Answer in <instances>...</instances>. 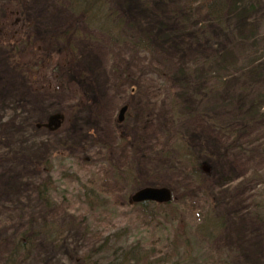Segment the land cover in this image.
I'll return each mask as SVG.
<instances>
[{"label":"rangeland","instance_id":"obj_1","mask_svg":"<svg viewBox=\"0 0 264 264\" xmlns=\"http://www.w3.org/2000/svg\"><path fill=\"white\" fill-rule=\"evenodd\" d=\"M237 2L241 9L226 30H219L218 41L227 46V54L212 68L226 78L225 83L211 91L210 81L203 85L205 75L198 69L196 82L202 86H194L192 93L184 87L192 108L185 104L186 116L177 119L168 110L176 94L177 60L189 67L218 45L211 48L200 41L193 48L181 40L178 45V40L169 50L173 60L163 59L157 49L152 54L135 52L87 33L74 41L76 54L69 64H60L62 52L45 39L75 21L61 0H0V23L5 28L0 38L12 29L21 35L30 32L38 48H29L30 57L34 53L47 60L44 72L28 76L12 64L8 43L0 41V264L19 233L43 224L47 236L37 238L25 264H83L87 256L104 262L110 249L97 250L105 241L108 246L150 244V237L173 238L176 229L180 238L175 249L169 242L158 243L164 244L159 250L168 251L167 264H264L263 233L251 216L252 200L264 186V125L245 124L254 111L264 109V0ZM166 4V0H132L130 14L136 18L126 16L169 41L177 36L170 33L184 29L168 16ZM55 66L58 73L53 75ZM243 85L249 90L241 94ZM199 106L200 114H194L191 110ZM204 112L238 127L239 133L227 140L208 131L200 117ZM176 132L189 136L208 168L201 188L179 190L187 184L186 177L168 167L160 169L170 162L168 141ZM132 164L136 184L157 182V187L169 188L181 223L171 225L168 217L149 224L148 216L124 197L129 192L126 196L131 199L140 188L118 193L109 186L114 177L124 179ZM46 178L53 183L47 208L35 192L36 184ZM102 181L105 191L99 187ZM203 200L222 223L211 240L195 231L199 222L195 207H201ZM48 228L61 231L60 237L51 240Z\"/></svg>","mask_w":264,"mask_h":264},{"label":"trees","instance_id":"obj_2","mask_svg":"<svg viewBox=\"0 0 264 264\" xmlns=\"http://www.w3.org/2000/svg\"><path fill=\"white\" fill-rule=\"evenodd\" d=\"M61 2L64 8L74 16L75 21L72 25L51 34L45 39V41L49 42L48 44L55 46L62 52V56L58 59V61H61L60 64L63 62L69 64L72 56L76 54L74 41L80 37L85 38L87 33L90 34V38L105 39L112 45L117 47H130V49L135 52L152 54L157 52V49L160 51L161 57L163 56L165 58L171 56L169 50L173 48L172 46L176 44L178 40V45H180L181 40L182 42H186V44H193V48L200 45V41H203L206 46H211V48H213L214 45H218L216 50H212L209 54H202L201 58L194 60L189 67H187V63L184 64L180 59L177 60L178 72L175 74L177 84L176 86L173 84V91H176V94L174 95L175 92H173L174 96L173 98L171 97L168 109L170 114L174 112L172 115L177 119L186 116L187 113H184L186 110L183 109L185 104L192 108L191 103L193 102H191V95L184 90V87H187V91L190 90V93H192L194 91V86H199L200 88L202 86L197 83L199 77H197L196 71L198 69L200 70L199 72H203V75H205V77L202 78L204 80H201L203 85L205 82L210 81L212 85V88H210L211 91L220 90L225 83L224 81L226 78L214 72L212 68H214L219 61L218 58L221 55L225 56L227 54V46L218 41V37H222L219 30H226V26L229 24L234 13L241 9L240 6H237V0H166L167 4L163 7L170 12L171 15L168 16L172 20L176 19L175 23L178 27L184 29L183 31L179 30L178 34L170 33V37L174 35L177 36L170 38L169 41H165V38H161L156 32L144 31L143 29L147 27L145 23L140 25V22L138 20L134 21V19L131 21L132 23L130 22L126 15L131 18H136L130 14L133 9L131 5L132 0H61ZM135 25L138 26V28H136ZM30 26L29 24L28 27ZM4 30V25L0 23V35ZM11 31L12 32H8L6 38H0V41L6 44L8 43L9 57L11 58L12 64L18 70L27 71L28 76L36 77L40 75L45 71L44 65H47V60H44V62L41 61L42 59L39 58V55L35 56L34 53L33 57H30L29 48L38 49L33 43L31 33L29 32L21 35L18 31L13 29ZM45 41L40 43L44 47L47 46ZM205 45L202 44L201 48L206 47ZM198 48H200V46ZM180 49L179 47V50ZM179 54L180 52L178 55ZM172 59L174 60V57H172ZM51 70L53 75H56L58 73V66L51 68ZM194 73L196 74L195 76ZM164 74L166 75L167 73L164 72ZM248 90L249 88L243 85L240 86L239 91L243 94ZM44 91H47V87ZM183 92H186V94H181ZM241 94H237L236 98L238 100L242 99ZM200 107L201 106L195 107L191 111H194V114H200ZM181 110L182 112H180ZM203 114L205 116H202ZM252 115L254 116L246 119L247 122L245 124L248 128L264 125V109H258L254 111ZM200 117L205 118L206 123H204L208 131L212 130L214 134H218L227 140L240 131L238 127L231 126L229 123L222 122L213 116H208L206 112L201 113ZM168 143L170 153H167L171 156L170 162L166 166H160V169L163 170L168 167L171 171L178 172L186 177L184 181L186 180L187 184H183L185 187L179 188V190L186 187H203L204 177L209 171L199 159L200 156L195 152L189 136L185 133L176 132L172 135ZM225 149H228V146H225L224 150ZM263 151L264 148L262 149V153ZM223 157L228 158L226 154H224ZM132 166L133 164L126 168L125 171L127 172L124 179L122 177H119V179L118 177L110 179L109 186L112 185L113 189L118 191V193L124 192L127 189L134 190L147 185L157 187V182L136 184L135 180L137 179V173H134L135 168ZM146 173H150V170ZM153 173L155 175L157 172H152L151 174ZM52 185L51 179L46 178L35 186L36 197L42 202L45 208L52 203L49 194ZM99 187L102 191H105L107 184L102 181ZM91 190L95 192L96 189L93 188ZM128 193L129 192H127V194ZM126 195L124 196L126 202L133 207H139L140 211L142 210L144 215L148 216L150 220L149 224L154 221L158 223L160 219L168 217L172 219L170 222L171 225H174L175 222L181 223L182 219L178 215V207L173 204L174 198L165 204L153 202L133 203L129 195ZM203 201L204 203L201 207H195L199 220L196 224L195 231L200 234L202 238L211 240L220 231L222 223L216 220L217 217L214 215L217 214L214 212L211 205H206L205 200ZM100 202L102 201L100 200ZM100 202H98V206ZM252 202V209L254 210L251 214L252 220L260 227L264 238V186L259 190L258 195L255 196ZM89 204L94 206L95 201L91 200ZM159 210H162L161 212L163 213H159ZM48 229L51 230L50 228ZM49 230L48 233H50L49 236L52 238L51 240L55 241L60 237L61 231H56L54 229L51 231ZM42 233H46L47 236V224H43L40 228H28L22 233H19V235L12 240L10 248L3 255L2 264H25L36 245L37 238ZM178 234V230L176 229V234L173 238L169 236H166L164 239L156 236L150 237V244L137 241L126 246H119L118 244L116 246H111L112 244H109L108 246L105 241L104 244H100L97 251L102 252L105 250L106 253L110 249L108 260L102 262L99 259L87 256L83 264H167L166 257L169 255L168 251L159 250L158 248L161 246L158 243L164 241V243L168 244L169 242L172 249H175L176 239L180 238ZM185 241V244H189L187 238H185ZM106 245L107 249H104ZM162 247H164V244Z\"/></svg>","mask_w":264,"mask_h":264},{"label":"water","instance_id":"obj_3","mask_svg":"<svg viewBox=\"0 0 264 264\" xmlns=\"http://www.w3.org/2000/svg\"><path fill=\"white\" fill-rule=\"evenodd\" d=\"M126 106L120 109L118 120L122 121ZM172 199L171 191L167 187L146 186L136 190L131 195L133 203L155 202L159 204L168 203Z\"/></svg>","mask_w":264,"mask_h":264}]
</instances>
